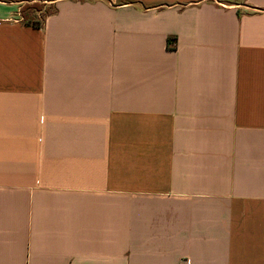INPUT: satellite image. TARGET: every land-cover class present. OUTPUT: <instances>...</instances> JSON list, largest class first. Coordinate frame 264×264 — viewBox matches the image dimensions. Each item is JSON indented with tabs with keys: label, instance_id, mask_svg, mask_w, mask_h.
I'll return each mask as SVG.
<instances>
[{
	"label": "crops",
	"instance_id": "crops-1",
	"mask_svg": "<svg viewBox=\"0 0 264 264\" xmlns=\"http://www.w3.org/2000/svg\"><path fill=\"white\" fill-rule=\"evenodd\" d=\"M0 264H264V0H0Z\"/></svg>",
	"mask_w": 264,
	"mask_h": 264
},
{
	"label": "rangeland",
	"instance_id": "rangeland-1",
	"mask_svg": "<svg viewBox=\"0 0 264 264\" xmlns=\"http://www.w3.org/2000/svg\"><path fill=\"white\" fill-rule=\"evenodd\" d=\"M54 6L46 2H38L32 5H27L25 8V22L41 21L46 15L53 12Z\"/></svg>",
	"mask_w": 264,
	"mask_h": 264
},
{
	"label": "trees",
	"instance_id": "trees-1",
	"mask_svg": "<svg viewBox=\"0 0 264 264\" xmlns=\"http://www.w3.org/2000/svg\"><path fill=\"white\" fill-rule=\"evenodd\" d=\"M28 25H33V26H36V27H41L42 26V22L39 21V20H36L34 22H27Z\"/></svg>",
	"mask_w": 264,
	"mask_h": 264
}]
</instances>
